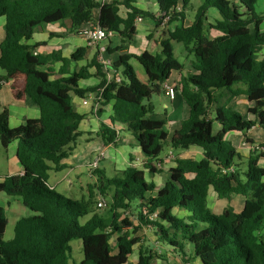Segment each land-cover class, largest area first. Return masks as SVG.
<instances>
[{"label": "trees", "instance_id": "trees-1", "mask_svg": "<svg viewBox=\"0 0 264 264\" xmlns=\"http://www.w3.org/2000/svg\"><path fill=\"white\" fill-rule=\"evenodd\" d=\"M144 1L156 3L162 17L135 7L137 0L103 5L96 0H0V18H6L5 39L0 44V71L5 77L0 81L15 73L24 74L25 92L40 109V118L28 120L15 130L9 127L8 111L0 114V144L6 149L16 141L17 159L23 167L22 175L0 182V193L19 198L34 213L19 220L13 239L5 241L8 222L5 209L0 207V264H129L134 246L140 242L133 235L143 227H151L158 242L189 262L264 264V167L260 165L264 152H253L247 159V169L242 170L235 146L225 139L226 133L264 127V61L256 59L264 47V11L256 9L260 0H201L190 26L184 22L191 0ZM119 5L128 10L125 19L119 15ZM211 9L220 17L209 24L220 34L215 38L209 37L204 25ZM95 10H99L101 28L121 34L129 43L139 17L157 22L169 17V22L181 23L161 42L159 54L145 51L137 57L148 76L147 84L137 78L129 64L132 56L126 54L114 63L115 69H122L121 83L104 81L98 89L103 88V103L114 102L112 126L126 125L134 134L149 161L145 169L150 173H156L151 163L161 155L166 143L172 149L200 147L204 157L200 161L178 159L161 188L147 182L144 171L135 167L117 172L118 176L112 178L95 171L96 189L103 196L111 195L110 215L104 219L94 214L82 225L79 220L94 212L92 194L80 201L59 194L49 186V172L67 169L61 164L68 156L65 149L81 135L79 124L85 116L74 110L73 95L83 98L100 90L79 89L78 83L90 76L88 67L70 77L52 79L53 64L79 61L84 49L64 59L58 53L38 54L37 46L26 42L40 28L67 20L72 30L78 31L93 21ZM173 42L182 44L194 59L193 73L179 83L189 117L168 141L167 121L156 118L150 100L161 92L173 72L183 71ZM44 67L48 71H43ZM216 92L229 95L228 99L246 95L253 105L249 109L253 119L222 108L209 118ZM213 123L222 126L221 133L212 134ZM101 137L105 145L113 144L117 132L103 125ZM210 187L227 198L241 196L242 211L236 213L228 208L221 215L211 213L207 208ZM132 208L138 213L137 226L121 219ZM174 209L185 210L188 216L179 217ZM153 214L157 218L151 221L148 216ZM123 227L133 229L123 232ZM115 233L117 252L113 254L110 240ZM75 240L83 245L84 259L80 263L72 261L71 242ZM146 254L140 253L137 264H150Z\"/></svg>", "mask_w": 264, "mask_h": 264}, {"label": "crops", "instance_id": "crops-1", "mask_svg": "<svg viewBox=\"0 0 264 264\" xmlns=\"http://www.w3.org/2000/svg\"><path fill=\"white\" fill-rule=\"evenodd\" d=\"M99 4L112 3L122 0H96ZM134 6L145 12H151L155 17H162L158 5L156 3L147 2L144 0H137ZM210 11V10H209ZM208 11V12H209ZM128 10L119 5V15L122 18L127 17ZM211 15L214 22L218 20L219 14L212 10ZM99 10L94 11V19L88 24L82 26L78 31L72 30V25L69 20L62 23H56L44 26L37 30L33 38L26 42L29 46H37L35 52L41 55H50L58 53L64 59H70L71 56L79 49H84V57L79 61H70L63 65L61 61L56 62L50 68L52 70V79H60L70 77L74 72H78L83 67H88L90 76L86 80L78 83L80 90L98 89L104 81L106 84L109 79V74L104 70L98 61V56L101 50L105 51V56L113 63L117 62L121 56L126 54L132 56L129 64L133 68L137 78L144 84L148 83V76L144 67L139 63L137 57L145 51L153 55L161 52V42L168 39L171 32L177 26H181L180 22H169L165 19L161 22L154 21L150 18H141V21H135V34L132 41L123 39L121 34L114 32L113 35L101 42L99 45L91 46L89 43L77 35L79 31L89 29L92 25L98 24ZM193 22L187 18L184 22L185 26H190ZM5 24L6 18H0V44L5 39ZM212 24V23H211ZM214 24V23H213ZM261 32L264 29L261 26ZM219 32L213 30V38L219 36ZM174 52L179 43L173 42ZM124 46V48H123ZM122 47V50L117 51ZM182 54L185 56L183 62L182 72H173L167 82L163 85L161 92L157 93L162 103L164 113H156L155 105L154 114L156 118H164L167 121L165 131L168 133V141L171 140L174 133L180 129L181 124L189 117V107L184 102L179 83L182 77H186L193 73L192 61L193 56L190 55L182 45ZM176 56V52H175ZM256 59L264 61V47L257 53ZM100 66L99 68L97 66ZM115 69V68H114ZM43 71H48L47 67L42 68ZM63 70V71H62ZM119 75L122 74V69H115ZM61 71L63 73H61ZM0 77H5V73L0 71ZM26 77L22 73H15L12 76L3 80L0 88V114L7 110L9 113V127L12 130L18 129L25 125L28 120L40 118V109L33 100L25 92ZM166 86L175 87V98L170 99L167 94ZM239 88H243L242 86ZM103 89V88H102ZM95 93L86 94L83 98L73 95L74 110L80 115L85 116V119L79 124L80 137L65 151L68 156L61 161L62 165H66L67 169L62 171L49 172V186L58 192V189L66 191L70 196H74L72 190L76 189L81 192V200L85 199V193L90 196L96 190V185L89 180H94L97 183L96 172H93L90 165L99 156L103 155L100 161L97 172L104 173L109 177V173H116L127 169L128 167H135L143 170L145 179L149 183H153L157 188L164 186L170 176V169L176 166L178 159H194L200 161L203 159V150L197 146H190L186 150L172 149L164 156L160 155L155 162L151 164L156 169V173L152 174L145 169V165L149 163L148 159L143 154L139 147L134 134L128 129L126 125L115 124L112 126L111 117L114 111V102L101 103L99 108L95 107V100L93 97ZM229 95L214 93L215 102L210 105L209 118H213L219 108L226 106L229 110H234L243 116L244 119H253L249 115V109L253 106L246 95H240L228 99ZM83 100H87L88 104L84 105ZM226 101V102H225ZM106 125L113 128L117 132L115 143L105 145L101 137V126ZM211 132L217 135L222 132V126L218 123L211 124ZM225 139L232 142L236 148L237 154L241 157L238 160L240 168L247 165V159L253 152H264V127L255 126L251 130L242 132L226 133ZM170 146V145H169ZM18 143L12 142L6 149L0 144V182L10 176L22 175L23 167L17 159ZM173 150H179L175 154ZM260 165L264 167V160H260ZM51 173H55L51 176ZM95 173V174H94ZM52 182V183H51ZM77 200V199H73ZM244 199L241 196H232L227 198L215 192L210 187L207 196V208L214 215H221L226 209L232 208L236 213H240L243 209ZM0 207L5 209L7 217V227L4 235L5 241H10L14 237V229L16 223L23 219L29 218L34 213L26 208L22 201L17 197H8L0 193ZM179 211L182 215L179 217L186 218L188 212L185 210L174 209V213ZM153 230V229H152ZM149 234V233H148ZM192 264H199L197 261Z\"/></svg>", "mask_w": 264, "mask_h": 264}, {"label": "rangeland", "instance_id": "rangeland-1", "mask_svg": "<svg viewBox=\"0 0 264 264\" xmlns=\"http://www.w3.org/2000/svg\"><path fill=\"white\" fill-rule=\"evenodd\" d=\"M201 4H202L201 0H191L190 7L187 10V18L190 21V23L194 21L196 12H197V10ZM256 9L259 13H262L264 11V1L263 0H260L257 2ZM212 10L213 9H211L204 18V25L206 28L205 30H206V33L209 35L210 38H213V36H212L213 30H215L214 28L209 26V24L215 23L212 15H211ZM262 27L264 29V24L262 25ZM104 42L105 41H103V43ZM175 52H176V57L181 62H183L185 59V56H183V54H182V45H180V47H177L175 49ZM150 101H152V103L155 105L156 113H158V114L164 113V109L162 106V103L164 102V100H160L158 95L154 94ZM222 109H224V110L228 109V111H229V108H227L226 106H222ZM231 111L234 112V110H231ZM170 150L171 149H170L169 144L166 143L164 146V150L161 153V155L164 156ZM173 152L175 154H178L179 150H173ZM241 168H242V170H246L247 165L246 166L244 165V167L242 166ZM54 174L55 173H51V176H54ZM117 176H118L117 172L116 173H112V172L109 173L110 178L117 177ZM89 181L96 185V182L94 180H89ZM72 192L74 193L73 197L70 196L66 191H64L60 188L58 189L59 194L64 195L65 197H68L70 199H77L80 201L81 200V197H80L81 192L79 193L78 190H76V189L75 190L73 189ZM83 193H85V199L86 200L90 198L89 195L87 194V192H83ZM92 196H93V198L91 199V201L93 202L92 208H93V211L95 213L92 212V213L88 214L87 216L81 218L79 221L82 225L85 224L89 219H91V217L94 214H96V215H98L104 219L108 218L110 215L109 209L111 206V195L109 194L107 196H103L96 189L93 192ZM101 199H104L107 202L108 207L102 208V209L98 208L97 204ZM175 214L177 216L182 215V213H179V211H176V210H175ZM121 219L122 220L127 219L132 224H134V226H137L139 224L138 213L133 208L131 210L127 211L126 213H124L122 215ZM132 229L133 228L123 227V232H131ZM117 236H118V234L115 233L114 235L111 236V240H110L111 247L113 250V254H115L117 252L116 251ZM133 236L139 238L140 242L134 246L133 253L129 257V264H137L139 261V257H140L141 252H146L150 256V258H151L150 264H192V262H189L186 258L181 256V254H178V253L171 251L166 245L158 242L157 236L155 235V232H154V230H152L151 227H143L140 231H138V233L136 235H133ZM71 247L73 250L72 261L76 262V263H80L84 259L82 242L80 240L72 241Z\"/></svg>", "mask_w": 264, "mask_h": 264}, {"label": "built area", "instance_id": "built-area-1", "mask_svg": "<svg viewBox=\"0 0 264 264\" xmlns=\"http://www.w3.org/2000/svg\"><path fill=\"white\" fill-rule=\"evenodd\" d=\"M164 19L166 21H168L169 17H165ZM137 20L141 21V18L139 17V18H137ZM113 33L114 32L106 31L105 29L101 28L98 24H94L87 30L79 31L77 33V35L80 36L81 38H84L89 43V45L96 46V45H99L101 42L110 38L113 35ZM98 61L101 64V66L104 68V70L107 72V74H109V79H108L107 84H109L112 81H114L116 83H121L122 76L119 75L118 72L114 69L113 63L105 56L104 50L100 51L99 56H98ZM2 84H3V81H0V85H2ZM166 90H167V94L170 97V99H174L175 93H176L175 87L166 86ZM102 91H103V89H101L96 94V96L93 97V99L95 100V107L97 109L99 108V106L103 102ZM83 104L87 105L88 101L83 100ZM102 159H103V155L101 154L90 165V168L93 172H95L97 170L98 165ZM97 206H98V208L102 209V208L108 207V204L104 199H101L98 202ZM148 218H149V220L153 221L157 218V214L150 215V216H148Z\"/></svg>", "mask_w": 264, "mask_h": 264}]
</instances>
